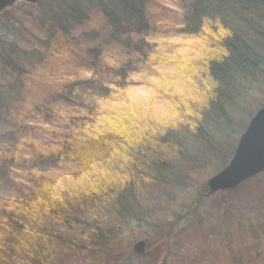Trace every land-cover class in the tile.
Masks as SVG:
<instances>
[{"label":"trees","instance_id":"1","mask_svg":"<svg viewBox=\"0 0 264 264\" xmlns=\"http://www.w3.org/2000/svg\"><path fill=\"white\" fill-rule=\"evenodd\" d=\"M177 3L182 14L176 31L204 42L192 52L198 61L188 58L184 62L186 77L193 76L190 80L198 86L196 98L188 101L192 126L177 128L174 122L165 125L147 120L145 103L129 97L133 96L131 89L147 86V76L154 73L147 70L150 65L139 67L152 54L149 37L155 27L149 20V0H42L41 9L36 4L30 14L24 12L26 16L17 15L14 6L0 13V119L11 116L7 120L16 129L51 131V143L59 147L53 169L40 168L44 164L40 160L19 170L17 162L26 152V158H43L51 154L50 143H45L47 151L43 152L38 149L41 143L18 136L13 149L0 146V180L11 181L12 187L6 200H0V264H63L57 244L70 253L90 252L99 243L96 237L116 245L109 254L118 259L131 253L122 236L128 234L126 229L115 238L118 224L110 223L109 234L97 229L96 223L92 226L84 221L87 212L97 222L103 214L110 218L113 211L115 219L141 211L136 189L120 172L130 171L131 178L139 179L142 166L150 172L151 182L165 192L186 189L187 182L182 181L191 172L213 166L215 174L229 162L240 134L264 103V0ZM203 29L216 35L211 39ZM6 32L9 39L1 37ZM113 42L117 49L111 51ZM106 47L111 51V63ZM59 51L79 56L83 61L79 70L88 67L92 74L64 82L46 97L40 94L42 104L35 101L31 111L21 114L26 77L44 70ZM136 72L142 77L133 81ZM177 96L176 91L158 89L152 102L169 101L171 111L178 113L183 106ZM63 101L68 103L67 112L61 114ZM24 118L31 121L21 125ZM25 138H30L26 149L19 146L26 143ZM81 147L91 149L88 155L92 159L77 155ZM65 170H69L66 175L75 177L73 181L57 182L50 175ZM203 187L208 191L206 185ZM237 190L219 192L235 196ZM79 215L85 219L80 221ZM161 263L163 259L156 257L146 264Z\"/></svg>","mask_w":264,"mask_h":264},{"label":"rangeland","instance_id":"2","mask_svg":"<svg viewBox=\"0 0 264 264\" xmlns=\"http://www.w3.org/2000/svg\"><path fill=\"white\" fill-rule=\"evenodd\" d=\"M41 1L37 3L16 2L14 7L17 8V15L21 13L26 16L24 12L33 11V8L37 7L36 4H39L41 9ZM177 2L178 0H149V20L151 25L155 27L151 30L149 37L152 43V51L149 52L152 54H149L148 62H141L139 67L142 68L145 64L150 65L147 70L154 73H149L148 78L146 77L148 79L147 86L140 85L131 89L130 94L133 96H129L131 98L137 97L140 103H145L143 110L147 120L165 125L174 122L173 127L175 128L180 125L192 126L189 119L190 109L188 107L190 105L188 106V101L190 98H196L195 92L198 86L193 80H190V78L194 79L193 76L186 77L184 62L188 58L192 62L198 61V56L193 55L192 52L203 42V40L194 39L189 34L185 35L176 31L178 30L176 26L180 25V15L182 14L181 7ZM2 23L1 21V28L4 26ZM171 26H175L174 29L167 30ZM202 32H208L211 39L216 35V32L210 29H203ZM2 35V38L9 39L7 32ZM99 44L101 42L92 45L98 46ZM114 48L117 49L113 42L111 51ZM106 51L109 55L107 61L111 63L113 60L110 57L111 51L108 47H106ZM82 62L79 56L74 53L69 57L64 51H59L54 54L52 63H47L44 70L40 71L39 69L31 76H27L26 79L29 80L24 96L25 103L21 104V114H27L31 111L35 101L37 104H42V98H38L40 94H42L41 97H46L47 93L57 90L59 85H63L64 82H69L79 76H90L92 74L91 68L86 67L79 70V64ZM196 72L199 74V71ZM156 74L158 78L154 76ZM134 75L133 81L142 77V73L136 72ZM202 81L199 82L201 85H203ZM140 82L144 83V79ZM158 89L176 91L178 93L177 102L183 106L182 111L172 112L169 101L164 102V104L153 103L152 95H155ZM60 91L63 92L64 90L60 89ZM55 95L59 96V91ZM67 104V102H62L63 106L59 110L61 114L67 112L65 107ZM43 108H46V105ZM6 118L11 119L12 117L7 116ZM7 119L4 117L0 119V146L4 149H13V144L18 143L16 141L18 136L31 137L35 142L41 143L43 146L38 149L43 152L47 151L46 144L50 143L48 150L51 154L43 155V158L38 157V159L37 157L26 158L25 156H28L26 152L24 157L18 160L16 167L19 170L25 169L34 161L43 160L44 164L40 165V168L53 169L52 167L56 163H52V160L59 154V147L52 144L54 143L52 132L46 131V129L43 131L42 128L40 130L38 128L36 131L31 130V128L22 129L18 127L16 129ZM28 121L31 120L24 118V123L22 122L21 125H27L26 122ZM14 123L16 124V121ZM129 126H133V124H129ZM12 138L14 139L12 140ZM29 139L25 138L26 143H20L19 146L26 149V145L30 142ZM90 152L91 149L88 147H81L77 151V155L92 159V156L88 155ZM46 159L49 162H46ZM210 163L213 164L212 161ZM139 167L140 172L137 176L139 179L131 178L132 173L130 171L120 173L122 178L136 189V195L138 194L140 198L138 201H142L137 206L141 211H138L137 214L130 213L129 217L125 219H115L113 211L110 218L103 214L97 222L88 212L86 219L79 215L80 221L85 219L84 222L92 226L96 223L97 229L100 228L102 232L109 234L111 232L110 223L116 227L118 224L120 227L114 228L115 238L116 235L126 229L128 234L126 236L122 234V236L129 244L128 247L131 246V253L116 259V256L109 254L116 245H112V242L108 244L104 238L103 241L96 237L99 243L97 246H92L90 252L70 253L62 250L64 246L57 244L56 248L62 251V253L59 252L61 254L56 253L60 256L59 262L63 264H146L156 257H161L163 259L161 264H264V174L250 180L245 185L244 183L239 185L236 188L238 190L235 196L225 192L207 195L203 186L206 185L207 187V180L214 174L213 166H206L202 171L191 172V176L182 181L187 182L189 189L175 188L177 191L171 189L165 192H163L164 188L160 187L161 185H155L151 182L150 172L142 166ZM68 171H52L50 175L54 176L57 182H61L62 179L73 181L75 177L66 175L69 173ZM110 171L112 172V169L108 170L109 173ZM12 176H16V173L13 172ZM9 183L11 181L4 183L0 180V200H6L11 194L12 187ZM173 194L176 195L173 196ZM240 208H243V211ZM146 211V216H141ZM128 218L132 220L127 222ZM141 239L146 242L144 256L133 252L132 249L134 243ZM82 246L84 247L85 244ZM201 256L206 259H201Z\"/></svg>","mask_w":264,"mask_h":264},{"label":"water","instance_id":"3","mask_svg":"<svg viewBox=\"0 0 264 264\" xmlns=\"http://www.w3.org/2000/svg\"><path fill=\"white\" fill-rule=\"evenodd\" d=\"M18 0H0V12ZM37 3L40 0H25ZM264 172V103L251 116L238 138L229 162L207 180V195L235 189L246 180ZM145 241H137L135 250L143 251Z\"/></svg>","mask_w":264,"mask_h":264},{"label":"flooded vegetation","instance_id":"4","mask_svg":"<svg viewBox=\"0 0 264 264\" xmlns=\"http://www.w3.org/2000/svg\"><path fill=\"white\" fill-rule=\"evenodd\" d=\"M142 240H143V239H141V241H142ZM138 241H139V240H138ZM143 241H145V240H143ZM136 242H137V241H136ZM136 242L134 243V245L136 244ZM145 243H146V242H145ZM134 245H133V248H132V249H133L135 252H138V253H145V246H146V245L144 246V250H143V251L135 250V249H134Z\"/></svg>","mask_w":264,"mask_h":264},{"label":"bare ground","instance_id":"5","mask_svg":"<svg viewBox=\"0 0 264 264\" xmlns=\"http://www.w3.org/2000/svg\"><path fill=\"white\" fill-rule=\"evenodd\" d=\"M20 1H23V2H27L28 3V1H25V0H20Z\"/></svg>","mask_w":264,"mask_h":264}]
</instances>
